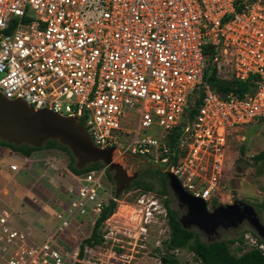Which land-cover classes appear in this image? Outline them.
Wrapping results in <instances>:
<instances>
[{"label":"built area","instance_id":"1","mask_svg":"<svg viewBox=\"0 0 264 264\" xmlns=\"http://www.w3.org/2000/svg\"><path fill=\"white\" fill-rule=\"evenodd\" d=\"M208 45L219 77L251 81V92L222 98L204 83ZM0 75L5 98L78 118L97 147L150 157L211 208L230 133L264 123V0H0ZM196 91L201 105L186 118ZM107 173H73L71 201L41 241L0 197V264L79 262L80 247L70 255L60 242L88 217L92 233ZM246 239L264 250L254 234Z\"/></svg>","mask_w":264,"mask_h":264},{"label":"rangeland","instance_id":"2","mask_svg":"<svg viewBox=\"0 0 264 264\" xmlns=\"http://www.w3.org/2000/svg\"><path fill=\"white\" fill-rule=\"evenodd\" d=\"M131 121V127L135 128L137 120ZM3 150L5 148L0 143V157ZM41 150H56L58 155L45 157L34 154L33 158L31 156L24 162V169L27 170L23 175L12 174L7 170L8 167H5L7 163L21 165L23 162L20 160L0 161L2 203L13 211L14 221L27 228L39 241L42 239L39 231L48 232L55 223L57 213L67 208L71 201L68 188L75 182L72 177L71 160L65 151L60 148ZM226 151L227 163L221 183L219 204L227 205L241 201L254 206L258 212L257 206L264 202V162L256 163L254 157L264 152V123L259 122L233 130L228 137ZM118 154L123 155L120 151ZM136 156L137 160L128 161L122 158L121 163L130 175L140 172L141 176L132 183L129 190L117 198V211L103 227L104 243L93 249L88 248L85 252L83 261L88 264H164L162 257L167 252L164 242L170 236L164 200L170 199L171 207L178 211L179 218L186 214V208L180 207L170 187L166 197L161 196L157 190L145 187L144 182H149L160 189L164 181L156 171L144 164V161L150 162L153 168L164 167L150 157ZM143 195L149 200L139 204L138 200ZM100 198V204L116 199V184L108 173L102 180ZM152 201L157 203L152 204ZM134 207H138L142 212H135ZM147 212L152 214L147 216ZM258 215L264 224V213L258 212ZM91 220L92 217H88L86 220L76 222L71 231L62 237L60 243L66 247L70 255L91 236ZM252 231L250 225L245 222L238 229H221L211 237L198 232L204 242L232 240L244 236V241L248 244L246 235L253 234ZM238 247H241L239 242L233 249ZM170 254L179 261V264H200L188 248L171 250ZM79 258L78 256L77 261ZM70 264H74L73 259H70Z\"/></svg>","mask_w":264,"mask_h":264},{"label":"water","instance_id":"3","mask_svg":"<svg viewBox=\"0 0 264 264\" xmlns=\"http://www.w3.org/2000/svg\"><path fill=\"white\" fill-rule=\"evenodd\" d=\"M0 140L15 146L42 147L48 141H57L67 147L75 158L78 170L102 163L108 167L116 184V198L130 189L139 173L132 175L121 163L124 155L116 147H97L78 118L61 116L49 110L35 111L22 100H9L0 93ZM167 177L168 185L179 202L186 208L180 218L186 230L196 229L211 237L221 229L235 230L247 222L264 241V224L256 208L248 203L235 201L210 209L207 202L188 193L172 172L158 166Z\"/></svg>","mask_w":264,"mask_h":264},{"label":"trees","instance_id":"4","mask_svg":"<svg viewBox=\"0 0 264 264\" xmlns=\"http://www.w3.org/2000/svg\"><path fill=\"white\" fill-rule=\"evenodd\" d=\"M215 53L216 51L214 47L210 45L205 47V55L209 61V65L205 72L204 83L210 85L211 88L222 98H227L230 93L242 97L245 93L251 92L253 87L251 81L247 83H241L235 79H224L219 77L216 66L212 64V58L214 57ZM198 93V91L194 92L191 99L189 100L190 107L185 113L186 118H193L198 112L202 101V97H197ZM184 124H186V121L183 122V125ZM180 135L181 131L179 128L171 137V146L173 149L176 146ZM0 143L2 144L3 148L5 147V150L10 149L27 158H30L35 152L40 151L43 148H60L70 157L72 173L78 175L104 167L102 163H99L90 165L84 170H78L75 166L76 160L72 156L70 150L57 141H48L40 148H35L28 145L15 146L1 140ZM172 159L176 160V157L172 156ZM254 161L256 163L264 162V152L255 156ZM156 173H158L164 181L161 188H156L154 183L149 182H144L145 187H150L154 190H157L161 196L166 197V195L170 192L167 177L162 174L158 168H156ZM108 176L113 180V177L109 171ZM164 205L167 208L168 224L170 227V236L168 240L164 242V248L167 250L166 254L162 257L164 264H179V261L170 254V251H176L185 248H188L193 253L195 259L200 264H264V250L259 248H251L250 246L249 248L246 246L247 244L244 241V236L237 237L232 240L204 242L201 240L200 234L197 230H186L182 227L178 211L171 207L170 199L164 200ZM219 205V200L215 199L212 203V208L214 209ZM257 207L260 214L264 213V202ZM117 208L118 203L114 200H110L108 203L103 205L102 212L93 228L91 236L85 239L80 247V261L74 264H86L83 262L86 250L88 248H96L104 243L105 240L103 227L107 220L116 213ZM252 233L259 239L260 243L264 244V241L254 231H252ZM238 242L240 243L241 247L233 249V246ZM244 248L246 249L244 250Z\"/></svg>","mask_w":264,"mask_h":264},{"label":"crops","instance_id":"5","mask_svg":"<svg viewBox=\"0 0 264 264\" xmlns=\"http://www.w3.org/2000/svg\"><path fill=\"white\" fill-rule=\"evenodd\" d=\"M2 154H3V156L0 157V161H8L9 159H17V160H20L21 162H23L21 164L22 166L19 164H16V163H7L5 167H8L7 170L9 172H11L9 169V165L16 164L19 166V171L18 172H11V173L15 174V175H23L25 173L24 171H26L27 169H24V162H26V160H28L27 157L21 155L20 153L14 152L10 149L3 150ZM34 154H35V156L37 154H41V155L46 157L47 155H53V156L58 155V151H56V150H40V151L35 152ZM34 154L32 155V158L34 157Z\"/></svg>","mask_w":264,"mask_h":264},{"label":"flooded vegetation","instance_id":"6","mask_svg":"<svg viewBox=\"0 0 264 264\" xmlns=\"http://www.w3.org/2000/svg\"><path fill=\"white\" fill-rule=\"evenodd\" d=\"M123 155L126 156V158H124V159L128 160V161L129 160H137L138 159V156H136V155H129V154H123ZM144 164L148 165V167L150 169H153L154 171H156V168H158V166L153 168V165H151L150 162H148L147 160L144 161ZM136 173H139V176H138V179H139V177L141 176V173L140 172H136Z\"/></svg>","mask_w":264,"mask_h":264}]
</instances>
